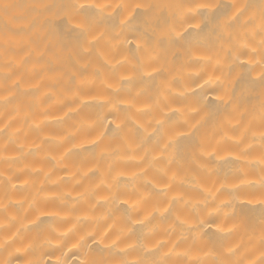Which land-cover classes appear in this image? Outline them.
<instances>
[{
	"label": "bare ground",
	"instance_id": "6f19581e",
	"mask_svg": "<svg viewBox=\"0 0 264 264\" xmlns=\"http://www.w3.org/2000/svg\"><path fill=\"white\" fill-rule=\"evenodd\" d=\"M72 3L122 7L80 34ZM258 4L0 0V259L261 264L264 45L246 16L214 24Z\"/></svg>",
	"mask_w": 264,
	"mask_h": 264
},
{
	"label": "snow or ice",
	"instance_id": "6c2138e0",
	"mask_svg": "<svg viewBox=\"0 0 264 264\" xmlns=\"http://www.w3.org/2000/svg\"><path fill=\"white\" fill-rule=\"evenodd\" d=\"M63 11V15L65 16L68 24L71 26L73 20L79 18L78 22L75 24V31H78L80 34L87 33L92 26L98 21V19L103 18L102 14L105 9L112 7L113 9L117 7H122V5H112L109 3H88V4H76L72 3L69 5H62L60 6ZM135 7H151L147 5H141L137 4ZM181 7V6H177ZM232 7L236 8L235 5ZM217 5L215 4H208V3H198L195 6V10L189 13H183V21L182 22H188L190 20H196L197 23L193 26L195 30L202 31L203 28L207 27L208 24L213 23V9H216ZM92 9H96V13H92ZM241 12V8H236V11L232 13L231 16H227L225 13L226 19L224 21H221L219 16H216V19L214 21L215 27H218L221 29L219 33H217L218 38H222L227 29L231 27V22L234 21L237 17V13ZM127 19V18H126ZM126 19L124 21H121V25H123L126 22ZM261 32L264 33V16H262L261 20ZM187 30L185 29L183 32H176L175 28H169L168 29V39L174 40L176 38L183 39V36L186 34ZM261 44L264 45V39H262ZM259 79L261 81L262 87H264V49H262V57H261V67H260V73H259ZM262 112H264V105H262ZM262 137H264V133H261ZM262 204H264V200L261 201ZM235 214V212H234ZM39 217H37V220ZM262 223H264V218H262ZM218 230L220 232H225L226 229L218 226ZM262 240H264V232H262ZM115 244V242H113ZM235 251V247L229 248L228 252L233 253ZM260 259L261 264H264V251H261L260 253ZM86 264H110V262L105 260H90L87 261ZM116 264H143L142 261H135L130 262L127 260H119L116 262ZM218 264H230L227 260H221L218 262ZM249 264H255V262H249Z\"/></svg>",
	"mask_w": 264,
	"mask_h": 264
},
{
	"label": "clouds",
	"instance_id": "9594fccd",
	"mask_svg": "<svg viewBox=\"0 0 264 264\" xmlns=\"http://www.w3.org/2000/svg\"><path fill=\"white\" fill-rule=\"evenodd\" d=\"M244 16H246L247 19H246L245 25H242V26H248V25L252 26L253 33L258 34L260 36V43H261L262 39H264V33L261 32V27H260L262 16H264V0H259V4L256 6V10L251 13H249V6H243L241 8V12L238 13L234 21H239L240 17H244ZM257 19L259 20L258 24H257ZM261 162L264 163V160H262ZM237 193H238V190H229L228 200L224 202L222 207L226 208V207L232 206L234 208L235 202L238 199ZM0 209H4L3 204H0ZM4 227H5V224L3 220L0 219V231H2ZM49 227L51 228L52 226L49 225ZM262 243H264V240H262ZM6 248H7L6 242L3 240H0V250H5ZM233 254L235 253L233 252ZM121 260H127V259L122 258ZM86 262L87 261H85V264ZM0 264H11V261L6 260V259H0ZM29 264H43V262L37 259V260L29 261ZM230 264H240V262L239 260H234V261H231Z\"/></svg>",
	"mask_w": 264,
	"mask_h": 264
}]
</instances>
